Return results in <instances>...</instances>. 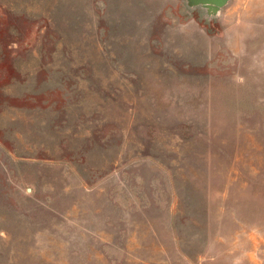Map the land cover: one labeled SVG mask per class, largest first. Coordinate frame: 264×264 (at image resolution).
<instances>
[{
  "label": "rangeland",
  "instance_id": "obj_1",
  "mask_svg": "<svg viewBox=\"0 0 264 264\" xmlns=\"http://www.w3.org/2000/svg\"><path fill=\"white\" fill-rule=\"evenodd\" d=\"M0 264H264V0H0Z\"/></svg>",
  "mask_w": 264,
  "mask_h": 264
}]
</instances>
